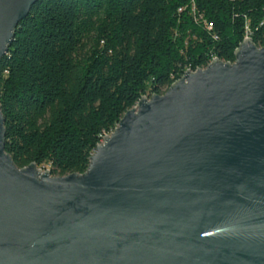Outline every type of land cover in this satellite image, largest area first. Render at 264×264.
I'll return each instance as SVG.
<instances>
[{"label":"water","instance_id":"1","mask_svg":"<svg viewBox=\"0 0 264 264\" xmlns=\"http://www.w3.org/2000/svg\"><path fill=\"white\" fill-rule=\"evenodd\" d=\"M38 0H0V58ZM0 109V264H264V46L142 96L83 173L19 168Z\"/></svg>","mask_w":264,"mask_h":264},{"label":"trees","instance_id":"2","mask_svg":"<svg viewBox=\"0 0 264 264\" xmlns=\"http://www.w3.org/2000/svg\"><path fill=\"white\" fill-rule=\"evenodd\" d=\"M245 37L264 46V0H38L0 58L4 149L19 168L83 173L142 96L233 62Z\"/></svg>","mask_w":264,"mask_h":264},{"label":"built area","instance_id":"3","mask_svg":"<svg viewBox=\"0 0 264 264\" xmlns=\"http://www.w3.org/2000/svg\"><path fill=\"white\" fill-rule=\"evenodd\" d=\"M211 26H212V23L209 22L208 25H207V27L210 28ZM213 59H214V58H213ZM211 61H212V60H211ZM211 61H210V62H211ZM210 62H209V63H210ZM209 63H208V64H209ZM208 64H207V65H208ZM205 67H206V66H205ZM205 67H204V68H205ZM108 134H109V133H105L103 136L108 135ZM103 136H102V138H103ZM102 138H101V141H102Z\"/></svg>","mask_w":264,"mask_h":264},{"label":"rangeland","instance_id":"4","mask_svg":"<svg viewBox=\"0 0 264 264\" xmlns=\"http://www.w3.org/2000/svg\"><path fill=\"white\" fill-rule=\"evenodd\" d=\"M38 168H40L41 171H45V170H47L48 165H42V166H40V167H38Z\"/></svg>","mask_w":264,"mask_h":264}]
</instances>
